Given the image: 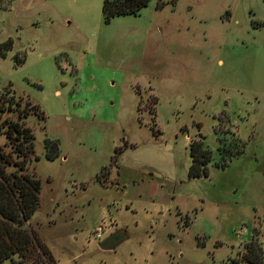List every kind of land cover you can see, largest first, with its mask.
<instances>
[{"label":"rangeland","instance_id":"374dc122","mask_svg":"<svg viewBox=\"0 0 264 264\" xmlns=\"http://www.w3.org/2000/svg\"><path fill=\"white\" fill-rule=\"evenodd\" d=\"M103 2L0 0V125L33 134L40 240L57 264H235L254 235L264 257V0H147L109 20ZM200 137L208 174L189 178ZM218 148L242 152L222 164Z\"/></svg>","mask_w":264,"mask_h":264},{"label":"trees","instance_id":"16d2710c","mask_svg":"<svg viewBox=\"0 0 264 264\" xmlns=\"http://www.w3.org/2000/svg\"><path fill=\"white\" fill-rule=\"evenodd\" d=\"M146 2L147 0H104L102 14L105 20L119 15H135ZM1 44L0 56H5L11 47V41L9 40L3 47ZM30 107L32 108L30 114L43 118V112L37 105L32 104ZM3 111L0 106V112ZM27 115L29 113L24 111L18 116L23 119ZM0 131L6 139V143L0 146V263L8 261V264H57L46 245L40 240L37 227L30 224V219L39 206L40 190L39 178L27 167L32 159H36L33 155L31 129L19 120L4 119ZM44 147L48 159L57 156L58 146L55 141L45 140ZM220 151L219 149L222 164L225 163L226 157L242 152L240 150L239 153L222 154ZM117 152L115 149L111 161L115 162ZM188 153L190 157L188 177L206 176L211 152L203 146L201 137L189 141ZM13 256L17 257V261H13ZM233 262L264 264L263 252L256 235L244 244L243 251Z\"/></svg>","mask_w":264,"mask_h":264},{"label":"water","instance_id":"95a60500","mask_svg":"<svg viewBox=\"0 0 264 264\" xmlns=\"http://www.w3.org/2000/svg\"><path fill=\"white\" fill-rule=\"evenodd\" d=\"M124 237L123 232L121 230H116L113 233L106 236L98 243V248L101 250H111L115 247V245L122 240Z\"/></svg>","mask_w":264,"mask_h":264},{"label":"crops","instance_id":"0c3cea01","mask_svg":"<svg viewBox=\"0 0 264 264\" xmlns=\"http://www.w3.org/2000/svg\"><path fill=\"white\" fill-rule=\"evenodd\" d=\"M142 184V183H141ZM142 186L139 184L138 186H137V189H140Z\"/></svg>","mask_w":264,"mask_h":264}]
</instances>
